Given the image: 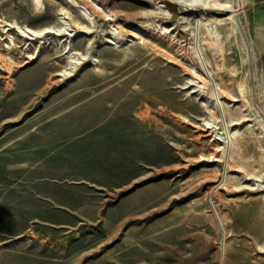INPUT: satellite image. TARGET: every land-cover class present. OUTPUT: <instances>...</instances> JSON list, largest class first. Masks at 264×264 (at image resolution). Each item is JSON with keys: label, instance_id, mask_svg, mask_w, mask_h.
Wrapping results in <instances>:
<instances>
[{"label": "rangeland", "instance_id": "374dc122", "mask_svg": "<svg viewBox=\"0 0 264 264\" xmlns=\"http://www.w3.org/2000/svg\"><path fill=\"white\" fill-rule=\"evenodd\" d=\"M77 1L93 32L60 39L25 37L7 21L58 24L63 1L0 0V53L11 67H0V264H219L220 244L222 264H264V60L252 37L261 0L233 10L227 0H110L111 19ZM145 24L182 44L201 39L225 116L207 114L185 87L197 58ZM65 39L82 62L59 75ZM213 129L236 130L228 163Z\"/></svg>", "mask_w": 264, "mask_h": 264}, {"label": "bare ground", "instance_id": "6f19581e", "mask_svg": "<svg viewBox=\"0 0 264 264\" xmlns=\"http://www.w3.org/2000/svg\"><path fill=\"white\" fill-rule=\"evenodd\" d=\"M61 1H63L64 6H61L59 8L58 14H60L59 16H61L60 17L61 20L59 21L58 24H47V25L40 27V28H31L29 26H19L14 22H8V21H7V24L9 25V27L17 28L18 32L21 35L28 37V38H38V37L43 38L48 33H53V34L59 36L60 39H62L64 37V35L74 36L76 34V32H75L76 28H79L80 30L84 31L86 34L93 32V27H94L93 16H92L91 11L88 10L86 6L80 4L77 0H61ZM83 1L87 2V4H90L91 7H93L95 10H99V11L103 12L105 15V19H111L112 17H114L113 11L111 12V9L109 8L110 0H83ZM192 1L197 3L196 1H198V0H192ZM35 2L37 5L41 4L40 0H35ZM183 2H184V0H183ZM236 2H237V0H227V2L222 3V5L224 6L225 9L233 10V7L236 5ZM195 3H194V6L196 8H194L192 6L193 9H195V10H187L186 13L188 15L183 16L184 18L189 20L190 18H192V15H194V13L196 11H199V9H197V6ZM215 3H216L215 0H204V5L205 4L206 5L207 4H209V5L213 4L214 6H216ZM197 5H199V3H197ZM73 14L76 15V19H74ZM231 14L232 13H230V15ZM140 28L142 30L147 31V33H149V35H153L154 37L159 38L161 36L163 38H166L169 41V44L171 45V47L179 55L184 56L187 52V49H188V52H189L190 58H191L190 60L192 61L194 58H197L198 65L188 63L187 65L189 68H185V72L189 76V79L187 78L188 80L185 83L186 84L185 87H188L189 91L191 93L196 94L197 98L200 99L201 105L205 108V112L207 114L215 111L216 109H219V111H220L219 113H221V115L225 116L226 110L223 106V101L220 99L221 98V95H220L221 91L218 87L219 80L214 75V69L212 68V66L210 65L209 61L206 59V57L203 53L201 39L196 38L191 43H183L182 44L180 42L181 39H179L174 34L171 35V32H169V31L168 32L166 30L161 31L158 29H157V31H155V28H150V26H148L147 24L140 25ZM206 31H207V34L213 38L219 37V33L217 31H214L211 28L207 29ZM112 33L113 32H108L107 33L108 37H110L112 35ZM133 35L138 36V38H141V35H139L137 33H135ZM112 38H114V36ZM110 39H111V37H110ZM64 41H65L64 51H62L61 53L65 54L66 57H69L68 58L69 66H67V68H64L62 70H57V71H55V73L59 74V75H70V72L67 71V69L70 68V70L72 71V70H74V67L77 64H80L82 62L80 60V56H79V55H81V53L78 50H75L73 48L71 40L65 39ZM90 42H91V39L89 38L86 46H89ZM109 42L115 43L112 40H109ZM184 45H186V46L184 47ZM13 46H14V42H12V44H10V43L5 44L4 49L9 51L10 48H12ZM249 51H250V46L247 44V59L249 62H251V57L249 56L250 55ZM35 56L36 55L34 53H31L28 55V57H32V58ZM7 58H8L7 55L4 56L2 53H0V67L3 66V67H5V69L7 71H10L11 67L9 65V62L7 61ZM198 66H199L200 70H199ZM10 79L11 78L9 76H7V80H6L5 84L8 88L13 86V82ZM205 87H212V89H213V91H211L212 96L206 93V91L204 89ZM188 88H187V90H188ZM209 89L211 90V88H209ZM212 98H214L216 100V102H214ZM212 117L213 116L211 115L210 118H212ZM258 120L260 121V124L262 125V127H264V122L260 118H258ZM202 125L206 129H209V130L212 129L214 126L212 124L211 120L207 119L206 117L203 118ZM233 127H234V125H233ZM220 129L222 131L224 128L223 129L220 128ZM226 130L228 131V133L226 135L223 134L224 136L221 135V132H215L214 129L212 130L213 131L212 133L214 136L213 139L216 140L218 143L213 148V150L214 151H217V150L220 151V154H221L220 156L221 157L223 156L225 158V160L227 161V159L229 158L227 147H229L228 145H229L230 141H232V136L235 134L236 130L235 131L232 129H230V130L226 129ZM201 157H202V159H207L206 157H203V156H201ZM212 157L215 159H219V156H217V155H212ZM226 163H228V161ZM223 174H224V171L222 170L221 175H223ZM222 180L223 179H219L217 181V183L212 188L214 189V188L218 187ZM209 201L211 204H213V206H215V202L213 200V197H209ZM212 210H213L216 218L218 219L219 226L222 229V232L224 233V227L222 225L221 218L218 216L219 212L217 213L215 208L214 209L212 208ZM220 243H221V241H220ZM223 254H224V245L220 244V262H219V264H222Z\"/></svg>", "mask_w": 264, "mask_h": 264}, {"label": "crops", "instance_id": "0c3cea01", "mask_svg": "<svg viewBox=\"0 0 264 264\" xmlns=\"http://www.w3.org/2000/svg\"><path fill=\"white\" fill-rule=\"evenodd\" d=\"M253 13L252 37H254L259 54L264 60V0H261L255 5Z\"/></svg>", "mask_w": 264, "mask_h": 264}, {"label": "water", "instance_id": "95a60500", "mask_svg": "<svg viewBox=\"0 0 264 264\" xmlns=\"http://www.w3.org/2000/svg\"><path fill=\"white\" fill-rule=\"evenodd\" d=\"M224 234V233H223Z\"/></svg>", "mask_w": 264, "mask_h": 264}]
</instances>
